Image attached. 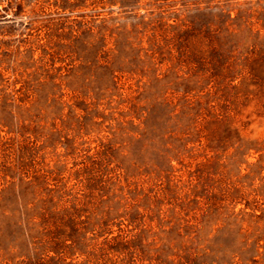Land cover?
I'll use <instances>...</instances> for the list:
<instances>
[{"label":"rangeland","instance_id":"obj_1","mask_svg":"<svg viewBox=\"0 0 264 264\" xmlns=\"http://www.w3.org/2000/svg\"><path fill=\"white\" fill-rule=\"evenodd\" d=\"M0 264H264V0H0Z\"/></svg>","mask_w":264,"mask_h":264}]
</instances>
